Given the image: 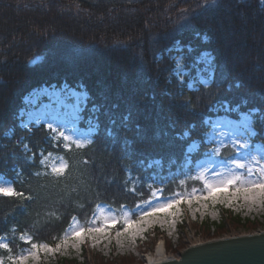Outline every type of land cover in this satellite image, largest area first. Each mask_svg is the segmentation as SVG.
I'll return each mask as SVG.
<instances>
[{"label": "trees", "instance_id": "16d2710c", "mask_svg": "<svg viewBox=\"0 0 264 264\" xmlns=\"http://www.w3.org/2000/svg\"><path fill=\"white\" fill-rule=\"evenodd\" d=\"M177 44L191 45L192 58L213 55L207 86L179 82ZM62 84L88 92L87 119L93 104L101 106L91 145L66 148L44 125L20 127L27 94ZM223 101L237 112L264 109V0H0V173L22 193L0 194V235H11L16 251L25 234L30 245L57 242L74 219L90 224L100 203L120 212L134 210L154 186L166 196L186 192L212 147L205 121ZM252 116L256 140L264 139ZM194 140L200 147L185 165ZM25 145L32 164L22 158ZM13 151L18 159L8 157ZM236 151L229 144L220 155ZM48 152L63 156V173L44 171ZM157 158L162 167H147ZM7 254L0 250L2 264H15Z\"/></svg>", "mask_w": 264, "mask_h": 264}, {"label": "rangeland", "instance_id": "374dc122", "mask_svg": "<svg viewBox=\"0 0 264 264\" xmlns=\"http://www.w3.org/2000/svg\"><path fill=\"white\" fill-rule=\"evenodd\" d=\"M201 55L202 53L192 58L190 53L181 44L175 46L173 57H184V68L189 72V75L184 78L189 81L191 87H195L201 83L200 78L197 76L196 66L197 58ZM199 67L203 68L204 64H199ZM201 75L205 80H208L207 73H202ZM45 86L35 88L27 94L26 97L35 99L36 103L34 105L25 104L23 107L24 114L20 115L21 123L29 121V111L45 112L47 115L41 119L39 125H44L47 128V124L50 122L54 123V127L58 124V131L52 133L55 140L61 141L63 146L68 144L66 148L76 146L75 143H69L74 137L68 130L75 126L81 133H88L91 125L88 123L84 112L88 92L85 89L71 87L67 84L48 85L49 88L47 87V89L44 88ZM43 90H47L48 94H44ZM40 91H43L42 94ZM72 93H76L77 95H73ZM248 113L237 112L236 109L225 111L222 108L221 110H216L215 114L209 117L211 118L210 120L207 118V124L210 126V129L206 134V142L212 145V147L208 153L196 162L194 176L197 178V182L192 183L186 192L178 191L174 195L166 196L162 192V188L154 186L151 196L141 201L134 210L124 206L120 212L105 203H100L90 224L84 225L79 220L74 219L66 232L71 234L72 231L81 227L87 228L94 225H102L105 219H107L110 226L106 234L107 239L93 240L90 235L83 233L81 234L78 247L69 245L66 248L61 247L59 250H56L57 246L60 245L64 236L57 242L44 240L37 244L41 245V247L36 256L32 257L30 255L32 245H30L31 238L29 234L21 236V241L24 245L18 251H16V246L12 241L11 235L2 234L0 235V250L7 251V259L14 263L21 256L27 257L24 264H62V259H65L64 264H145L146 261L143 254L149 250H154L161 238L165 240L166 253L169 256L179 257L180 252L187 245L199 240L264 230V205L249 206L242 200L233 203H225L219 200L193 201L192 203H188L185 200V202L178 205L175 209H165L157 217L150 218L143 224L142 228L134 225V228L130 229L128 234L124 236L116 235L117 232L123 231V223L126 219L138 221L144 210L150 211L151 207H158L160 204L166 203L171 199L190 197L193 193H205L204 179L210 181L216 179L215 172L222 173L224 167L228 166L227 161L229 159L220 155L221 149L229 144L235 145L233 141L237 138H239L241 143L247 141L249 144L248 149L240 150V155L244 151H250L253 155L259 156L260 152L264 151V139L256 140V135H251L252 131L256 132L254 126L251 130L244 126L245 117ZM251 120L253 121V116H251ZM39 125H37L35 120L29 123V127ZM59 131H64L69 140H63L59 136ZM93 134L94 132L91 136L82 135L81 139L86 142L88 139H93ZM194 141L197 145L195 151H197L200 147V142ZM192 144L193 142L189 146ZM212 149L216 150L214 158L222 163L217 165L212 171H205L204 168L199 166V163L211 154ZM260 163L264 164V160H260ZM61 165H66V161L57 152H48L43 155L42 166L44 171L55 174L63 173L66 167L60 173L53 171V168L60 167ZM205 167L207 166L205 165ZM236 171L239 172L241 170L237 169ZM201 173H203V179L200 178ZM0 187H10L14 189V193L16 190L13 181L2 173H0ZM222 217L224 218L223 226H221L222 224H218ZM113 220L116 223L113 224ZM120 222H122V226H119ZM4 244H8L7 249L4 248ZM45 244L48 245L49 251H45L42 247ZM4 260L6 258L0 255V264Z\"/></svg>", "mask_w": 264, "mask_h": 264}, {"label": "snow or ice", "instance_id": "6c2138e0", "mask_svg": "<svg viewBox=\"0 0 264 264\" xmlns=\"http://www.w3.org/2000/svg\"><path fill=\"white\" fill-rule=\"evenodd\" d=\"M187 47L189 52L194 51L191 45L185 46ZM176 75L178 77V80L181 84L184 82V77L189 75V72L185 70L184 68V57H176ZM203 63L204 67L200 68L199 64ZM197 66V76L200 78V82L204 84L205 86L208 85V83L211 81L213 74L216 71V65L214 63V57L212 54H210L208 51H204L200 57L197 58L196 61ZM202 73L208 74V80H205ZM191 86V85H189ZM44 94H48L47 90H44ZM73 95H77L76 93H72ZM36 103L35 99H29L28 97H25V104H32L34 105ZM221 107L224 108L225 111H233L234 109L229 107L228 101L221 102ZM101 106L93 104L90 111L93 113L92 116L88 117V123L91 125V127L88 129V133H81L78 129L73 126L72 129L68 130L71 135L74 137L73 140L69 141V143H75L77 148L85 147L87 145H91L94 141L92 139H88L86 142L81 139L82 135L91 136L93 132H97L99 130V111ZM24 114V109H21L20 115L22 116ZM252 114H257L259 116V123L261 127H264V109L254 107L252 108L248 115L245 117V127L249 130L252 129L254 122L251 120ZM47 113L45 112H28L29 121L27 123H21L20 127L24 130H28L29 123H31L33 120L36 121L37 125L40 124L41 119L46 116ZM209 120L211 118H208ZM110 125L115 124L114 120H111ZM207 123V121H205ZM218 126V125H217ZM59 125L54 127V123L50 122L47 124V129L50 133H56L58 131ZM108 135H114L111 131V127L107 130ZM257 133L252 131L251 135H256ZM59 136L63 140H69L68 136L64 131H59ZM190 134L188 135L189 138ZM27 139V137H21L19 139V143L17 145V148H19V144H23L24 140ZM52 137L49 136V140H51ZM233 143L236 145L237 148V154L234 158H231L227 161L226 167H224L223 172H215L216 179L214 180H207L204 179V184L206 187V192L201 194L193 193L190 197H180L178 199H171L168 200L166 203L160 204L158 207H151V210H144L138 221H130L125 220L123 223V231L117 232V236H124L129 233L130 229L134 228V225L142 228L143 224L146 223L150 218H155L158 216V214L165 209H175L178 205L182 204L187 200L188 203H192L193 201H221L225 203H233L238 201H244L247 205H264V164L260 163V160H264V151L260 152V155H253L250 151H244L242 155H240L241 149H248L249 144L247 141L241 143L239 138L233 141ZM65 147H68V144L64 145ZM2 145H0V151H3ZM197 145L195 141H193V144L189 146L184 155V163L185 165H189L192 163V152L195 151ZM216 154V150L212 149L211 154L203 161L199 163V166L204 168L205 171H212L214 170L217 165L221 164V161H218L214 158ZM8 157H11L12 159H18L16 151L10 152L8 154ZM8 157L4 158L3 162H7ZM22 158L26 163L32 164L35 161V154L28 153L27 145L24 146V149L22 150ZM171 164H175L176 160L173 159L170 161ZM151 165L156 167H162L163 166V160L162 158H157L154 160H151L148 162L147 167ZM205 165L207 167H205ZM66 165H61L60 167L53 168L54 172L60 173L64 170ZM14 169L19 172L20 174L23 173V166L22 165H15ZM241 170L237 172L236 170ZM201 179H203V173H201ZM0 193H3L5 195L8 194H16V195H22V193H14V189L10 187H0ZM112 223H116L115 220L112 221ZM109 223L107 219H105L104 223L102 225H94L92 227L87 228H78L71 232V234L65 233L64 238L61 240L60 245L57 246L56 250H59L61 247H68L69 245L72 247H78L80 243V237L81 234L87 233L92 237L93 240H99L101 238L107 239V232L109 230ZM134 234V231H133ZM32 251L30 252V255L32 257H35L37 252L39 251V248L41 245L33 244ZM42 247L45 249V251H49L48 245H42ZM4 248H8V244H4ZM27 259L25 256L19 257L15 264H24V261Z\"/></svg>", "mask_w": 264, "mask_h": 264}, {"label": "water", "instance_id": "95a60500", "mask_svg": "<svg viewBox=\"0 0 264 264\" xmlns=\"http://www.w3.org/2000/svg\"><path fill=\"white\" fill-rule=\"evenodd\" d=\"M145 264H264V230L211 238L186 246L179 257Z\"/></svg>", "mask_w": 264, "mask_h": 264}, {"label": "bare ground", "instance_id": "6f19581e", "mask_svg": "<svg viewBox=\"0 0 264 264\" xmlns=\"http://www.w3.org/2000/svg\"><path fill=\"white\" fill-rule=\"evenodd\" d=\"M47 87L49 88L48 85H46L44 88L47 89ZM43 91H40V93L42 94ZM143 256L145 258L146 263H156L159 261H163L168 257H171L166 253V245L165 240L163 238L158 241L154 250H149L145 252Z\"/></svg>", "mask_w": 264, "mask_h": 264}]
</instances>
